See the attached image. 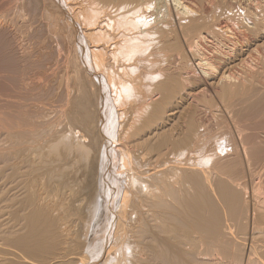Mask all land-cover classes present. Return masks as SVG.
I'll return each instance as SVG.
<instances>
[{"label":"bare ground","instance_id":"6f19581e","mask_svg":"<svg viewBox=\"0 0 264 264\" xmlns=\"http://www.w3.org/2000/svg\"><path fill=\"white\" fill-rule=\"evenodd\" d=\"M17 1L19 25L43 27L42 54L48 43L61 49V77L76 95H60L63 78L52 80L58 85L52 75L9 78L13 89L0 104V264H264V144L213 143L190 108L192 85L202 81L229 101L241 95L244 118L264 126V80L245 67L249 44L262 45L264 15H246L235 0H217L201 14L182 0H174V14L161 0L158 7L153 0ZM234 18L241 35L229 37L223 19ZM216 31L223 44L212 48ZM145 80L162 82L141 92ZM53 83L51 97L45 90ZM151 89L159 94L149 96ZM238 102L228 106L229 128L242 121ZM168 103L169 118L180 115L173 122L181 120V137L173 126L170 135L163 130Z\"/></svg>","mask_w":264,"mask_h":264},{"label":"rangeland","instance_id":"374dc122","mask_svg":"<svg viewBox=\"0 0 264 264\" xmlns=\"http://www.w3.org/2000/svg\"><path fill=\"white\" fill-rule=\"evenodd\" d=\"M15 1V2H14ZM152 1V0H151ZM158 0H156V1H152L153 2V4H155L156 5V3H158L157 2ZM162 1V2H161ZM161 1H159L160 3V6H162L164 3V5L162 6V7H164V8H166V7H170V9L172 10V14H174V11H173V9H175L174 8V0H164V2H163V0H161ZM167 1V2H166ZM181 1V0H180ZM201 1V2H200ZM182 0L181 2L182 3H184V6H187V7H189V8H191L193 11L195 10V12H193V11H191V12H193V13H199V11H200V13L199 14H201V13H203L204 12V7L205 6H207V5H209V6H212L211 4H214V6H215V4H217V3H220L221 1L223 2V3H225V4H227L228 2H227V0H225V1H223V0H221L220 2L218 1V2H216L217 0H205V1H203V0ZM238 1V2H237ZM241 1V2H240ZM244 1H245V3H244ZM247 1V2H246ZM257 1H259V2H257ZM11 2V3H10ZM14 2V3H13ZM18 1L17 0H0V16H2L4 19H5V24H7V22H8V25L6 26V25H2L3 27H4V29H7V30H4L3 29V27H0V43H2V48L0 49V104H2L3 102L1 101V100H3L4 101V99H5V97H7L8 96V94L10 93V90H12L13 88H12V86L10 85V83H11V81H13V80H11V79H16V77L17 76H19L20 78H29V76H30V78L31 79H34L35 81L38 79L39 80V82H40V80L42 79H45V75H47L48 76V78H49V80H50V78H51V75L54 77V76H56V75H58L57 76V78H53L52 77V79H51V81L53 80V79H56V81L58 80V81H60L63 77H61V74L63 75V73H67L66 71H65V67H64V69H63V67L62 66H64V65H66L65 64V62H64V59L65 58H62L61 56H60V50L58 49V51L56 50L57 48L54 46V45H52L51 43H50V45H48L47 44V46H45L46 47V49L45 48H43V50L45 49V50H47V51H45L46 52V55H45V52L43 51V54H42V44H41V42L40 41H42V37H43V33H42V31H43V27L42 26H38L39 24H37V21L36 20H33V21H31V22H29L28 24H23V23H21L20 25H19V23H18V18L20 17V14H19V9H18V3H17ZM156 2V3H155ZM203 2V3H202ZM211 2V3H210ZM227 2V3H226ZM229 2H232L231 0H229ZM233 2H234V0H233ZM232 2V3H233ZM236 2H237V4L239 5H237L236 4ZM250 4H249V3ZM252 2V3H251ZM232 3H230V4H232ZM243 3V7H242V9L240 8V6H241V4ZM247 3V4H246ZM14 4H16V5H14ZM158 4V5H159ZM162 4V5H161ZM202 4V5H201ZM224 4V5H225ZM245 4L246 5H248V6H245ZM6 5V6H5ZM155 5H153V7L155 6ZM158 5H156V7H158ZM167 5V6H166ZM170 5V6H169ZM172 5H173V7H172ZM229 5V4H228ZM227 5V6H228ZM233 6H236V8H240L241 10H243L244 9V7L246 8V9H248V7H250L251 5H253V6H251L250 8H249V11L251 10V12H248V11H246V9H244L243 11H245V14H246V12H247V14L246 15H248V13L249 14H254L255 15V13L256 14H258L259 12H261L263 15H264V0H235V2L232 4ZM250 5V6H249ZM257 5V6H256ZM260 5V6H259ZM10 6V7H9ZM11 6H12V8H11ZM213 6V7H214ZM208 7V6H207ZM212 7V8H213ZM253 7V8H252ZM254 7H255V9H254ZM258 7H260V8H258ZM3 8V9H2ZM211 8V7H210ZM10 9V10H9ZM17 9V10H16ZM201 9V10H200ZM240 9H238L239 10V13H241V16H245V14H244V12H243V14H242V12H241V10ZM256 9H258V10H256ZM261 10V11H260ZM202 11V12H201ZM4 13V14H3ZM17 13V14H16ZM261 13H259V15H261ZM7 14V16H3V15H6ZM251 14V15H252ZM16 15V16H15ZM15 16V17H14ZM0 18V19H3V18ZM16 17H17V20H16ZM261 17H262V15H261ZM29 17H27L26 19H28ZM263 19H264V16L262 17ZM36 19V18H35ZM233 19V18H232ZM235 20L234 21H231L230 19H223L225 22H226V20H227V22H226V27L222 30L224 33H225V35L228 33V36L229 37H233L235 34H237V32H238V34H240L239 32H240V29L237 27V22L235 23V21L237 20V19H239V20H241L240 18H238L237 17V19L236 18H234ZM7 20V21H6ZM11 20V21H10ZM15 20V21H14ZM239 20H237V21H239ZM13 22V23H12ZM235 24H234V23ZM10 23V24H9ZM15 23V24H14ZM30 24V25H29ZM12 25H14V29H13V26ZM27 25V26H26ZM233 27H232V26ZM6 26V27H5ZM37 26V27H36ZM9 27H10V29H9ZM39 27V29H37ZM228 27V28H227ZM231 27H232V29H231ZM17 28V29H16ZM237 28V29H236ZM12 29V30H11ZM42 29V30H41ZM36 30V31H35ZM199 30V29H198ZM227 30V31H226ZM237 30H239V31H237ZM6 31V34L4 33ZM35 31V32H34ZM226 31V32H225ZM237 31V32H236ZM38 32V33H37ZM42 34H41V33ZM215 32V31H214ZM231 32H234V33H231ZM245 33V35H244V33ZM243 32H241L242 33V38L241 39H243V40H241L240 38V42H243L244 41V39H245V41H247L248 40V37H246V35H248V34H246V31H244L243 30ZM13 33H14V35H13ZM37 33V34H36ZM219 33V32H218ZM217 33V31H216V33H214V36H215V38H214V36H213V34H212V37L209 39V41L211 42L210 43V45H211V47L212 48H218V47H220V46H222V42H221V39L222 38H216V35L218 34ZM234 34V35H233ZM16 35H18V36H16ZM241 35V34H240ZM244 35V36H243ZM264 35V34H263ZM7 36V37H6ZM13 36H15V38L13 37ZM40 36H41V38L42 39H40ZM211 36V35H210ZM240 37V36H239ZM10 38H12L11 40H13V41H11V40H9ZM17 38V39H16ZM18 40V41H16V40ZM3 40V41H2ZM23 40V41H22ZM261 40H263V41H261ZM9 41H10V43H9ZM15 42V43H14ZM213 42V43H212ZM226 42V44H230L229 42H227V41H225ZM225 42H224V44H225ZM261 42V43H260ZM9 43V44H8ZM17 43V44H16ZM21 43V44H20ZM246 43L248 44V41L247 42H245V46H247L246 45ZM259 44L258 45H260V44H262V45H260L259 47L258 46H253V45H251L252 43H250L249 45H250V47L249 48H247L248 49V51H250L249 52V56H250V58H249V56H247L246 57V63H245V67H246V70L248 71V72H252L251 74H254V75H256L255 76V79H256V81L258 82L260 79V81L259 82H261V84H262V80H264V58H263V56H264V37L263 38H261L260 39V41L258 42ZM10 44H11V46H10ZM15 45V46H13V45ZM242 44V43H241ZM1 45V44H0ZM3 45H5L6 46V48H9V49H6V50H8L7 52L9 53L10 52V54L8 55V53H6V56H5V52L6 51H3L4 50V48H5V46H3ZM10 47H9V46ZM243 45V44H242ZM21 46V47H20ZM38 46V47H37ZM55 48H54V47ZM244 46V45H243ZM16 47V48H15ZM39 47H41V48H39ZM52 47V48H51ZM252 47V48H251ZM258 47V48H257ZM15 50H14V49ZM30 48V49H29ZM39 48V49H38ZM256 48H257V50H258V52H257V50H256ZM261 48V49H260ZM11 49H13L16 53H18L17 55L15 54L14 55V53L15 52H13V51H11ZM20 49H21V51H20ZM4 52H2V51ZM256 50V51H255ZM31 52V53H29V52ZM38 51V52H37ZM39 51H41V52H39ZM63 51V50H62ZM262 52V53H261ZM2 53L4 54V55H2ZM24 53V54H23ZM64 53V51L63 52H61V54H63ZM11 54H13L14 56H17V58L19 59H15L16 57H14V56H12ZM23 54V55H22ZM39 54L41 55V57H39ZM263 54V55H262ZM37 55V56H36ZM46 57H45V56ZM53 56V58H52V56ZM261 55V56H260ZM8 56H9V58H13V59H15V61L16 62H18V63H16V66H14L15 64V61L13 62V64L14 65H11L12 66V68H13V66H14V68L13 69H15V67H17L16 68V70H18V72L17 73H19L20 72V70H21V72H20V74H18V75H16V72H14L15 70H13L12 68H11V66H10V63H12V60H8L9 58H8ZM19 56H21V57H19ZM26 56V57H25ZM34 56V57H33ZM42 56H44L45 58H46V61H44L45 60V58L43 59V57ZM49 56V57H48ZM47 57H48V59H47ZM63 57H65V55L63 56ZM38 58H42V60H40V59H38ZM49 58H50V60H49ZM263 58V59H262ZM21 59V60H20ZM56 59V60H55ZM37 60V61H36ZM38 60H39V62H38ZM49 60V61H48ZM53 60V61H52ZM262 60V61H261ZM42 61H43V64H44V62H45V65H43L42 66V64H40L39 66H41V67H38V64L39 63H42ZM47 61H48V63H47ZM258 61H259V63H258ZM6 63V64H3V63ZM34 62H35V65H34ZM261 62V63H260ZM25 63V64H24ZM4 66H3V65ZM51 64V65H50ZM53 64V65H52ZM56 64H57V66H56ZM63 64V65H62ZM133 64H135L136 65V63H132V65ZM155 64H156V62H155ZM260 64V65H259ZM262 64V65H261ZM21 65V66H20ZM29 65H31V66H29ZM47 65V66H46ZM139 64H137V66H138ZM250 65V66H249ZM10 66V68H7V67H9ZM25 66V67H24ZM34 66H36V67H34ZM50 66V68L48 69V67ZM147 66V67H146ZM144 65L143 64V67H142V65H139V68H141L140 69V71L138 72V73H140V74H138V73H136L137 74V76L135 77L134 76V80L133 81H135V79H136V81H137V78H139L140 76L139 75H141V73L143 74V75H146L147 74V69H148V66H149V64L147 63V65ZM156 66V65H155ZM263 66V67H262ZM62 67V68H61ZM145 67V71H144V69L142 70V68H144ZM258 67V68H257ZM261 67H262V69H261ZM39 68H41V69H39ZM51 68H55L54 70L53 69H51ZM138 68V69H139ZM253 68V70H251ZM254 68H256V69H254ZM60 69H63V70H61L60 71ZM141 70H142V72H141ZM259 72H258V71ZM261 70V71H260ZM23 71V72H22ZM48 71V72H47ZM52 71V72H51ZM144 71V72H143ZM254 71V72H253ZM263 71V72H262ZM32 72V73H31ZM43 72V73H42ZM59 72H61V73H59ZM149 72V71H148ZM260 72H261V74H260ZM28 73H29V75H28ZM38 73V74H37ZM47 73V74H46ZM55 73V74H54ZM146 73V74H145ZM5 74H6V76H5ZM9 74V75H8ZM34 76V77H32V75ZM41 74H45L44 76L43 75H41ZM60 74V75H59ZM259 74V75H258ZM7 75H8V77H7ZM10 75H12V76H10ZM24 75H26V76H24ZM37 75H38V77H37ZM41 75V76H40ZM21 76H23V77H21ZM43 76V77H42ZM139 76V77H138ZM261 76V77H260ZM7 77V78H6ZM11 77V79H9ZM13 77V78H12ZM18 77V78H19ZM59 77H61V78H59ZM41 78V79H40ZM59 78V79H58ZM263 78V79H262ZM65 78H63L61 81H62V86H63V88H60V89H62V91H60L59 89V94L61 93L62 94V92H64L65 91V89L67 90L66 92H64V93H66V95H68L69 94V90H70V94L72 93V94H75V92L73 91V89H69V87H72L73 88V85H70V84H72L73 82H71V79H68V81H67V79H65ZM11 80V81H10ZM38 80H37V82H38ZM55 80L54 81H52V82H54V83H56V84H60V82H56ZM64 81H65V83H64ZM135 81V82H136ZM146 81V80H145ZM149 80H147L146 82H148ZM52 82H51V84H52ZM70 82V83H69ZM159 82V81H158ZM158 82H155V83H143V85H144V88H143V86H141L142 87V91L141 92H145V91H147V89L148 90H150L149 89V86H152L151 84H153V86L156 84V83H158ZM162 82V81H161ZM161 82H159V83H161ZM199 82V87H202L200 90H203V91H200L199 90V88H198V83ZM257 82H256V84H257ZM54 83H53V85H51V84H49L50 86H55V87H53L54 88V92L53 91H51V89L50 88H52V87H50V88H47L45 91L47 92V90L49 89V93H47V95H49L51 92V94L49 95V96H51L52 97V95H53V93H54V95H55V93H57V88H56V84L54 85ZM67 83H69L68 85H67ZM202 81H195L194 82V86L192 85V87L195 89V91L196 92H198V94L194 91V95H196L195 97H197V95H198V97H197V99L193 96V101H192V103H190V104H192L191 106H190V108H195V109H193L194 110V112H193V110H192V112L193 113H195V116L197 117H195V119L197 120V122H198V127H199V130H202L201 131V134H204V136H203V138H208L209 140L211 139L212 140V142L213 143H220V141H221V143H226L225 141H227V144L226 145H229V144H233V143H238V144H244L245 145V143H246V146L248 147L249 145H251L252 144V146H254V144H256V145H262V144H264V141L262 140L261 141V138L262 139H264L263 137V135L262 134H264V132L262 131V130H264V126H259V125H263V124H261V123H259L258 122V120L259 121H261V119L260 118H258V119H256V120H251V122H250V117H248L247 115H246V117H248V119L246 118H244L245 116H243V113L242 112H244V110L245 111H247L246 109H244L243 108V111L241 112V110H242V104H239L241 101H240V99H238V98H240V96H237V97H234V99L232 100V101H229V98H227V96H225V95H222L221 93L220 94H218L219 92H217L216 94L214 93L215 92V90H217V89H215V90H213L214 92H212V91H209V90H211V89H209L208 90V88H206V86H204V85H202ZM264 83V82H263ZM12 84V83H11ZM66 84V86H64ZM163 84H164V82H163ZM204 84V83H203ZM261 84H260V86H261ZM57 85V86H58ZM70 85V86H69ZM157 85H159V84H156L155 86H157ZM257 85H259V83L257 84ZM263 85L264 84H262V86H261V88H259L258 86V89H262V90H260V92L262 91V93H264V91H263ZM67 86H69V87H67ZM136 86V85H135ZM138 86V85H137ZM140 86V85H139ZM147 86H148V88H147ZM154 86V87H155ZM67 87V88H66ZM191 87V88H192ZM197 87V88H196ZM52 88V89H53ZM56 88V89H55ZM145 88H147V89H145ZM156 88V87H155ZM154 88V89H155ZM145 89V90H144ZM152 89H153V87H152ZM152 89H151V91H150V94L151 95H149L148 93H149V91L146 93V96H152V95H154L156 92H153V93H151L152 92ZM204 89H205V91H204ZM206 89L208 90V91H206ZM72 90V91H71ZM219 90V89H218ZM217 90V91H218ZM155 91H157V90H155ZM3 92H5V93H3ZM7 92H9L8 94H7ZM212 92V93H211ZM246 93H244L243 95H244V99L246 98V99H249L250 98V93H248L247 94V91H245ZM157 93L159 94V92L157 91ZM156 93V94H157ZM7 94V95H6ZM60 94V95H61ZM70 94L68 95L70 98H73L75 95H73L72 96V94H71V96H70ZM148 94V95H147ZM245 94L247 95V96H245ZM261 94V93H260ZM260 94H258V96L260 95ZM6 95V96H5ZM42 95V94H41ZM249 95V96H248ZM262 95V94H261ZM3 96V97H2ZM258 96H257V98H258ZM54 97V96H53ZM243 97V96H242ZM247 97H249V98H247ZM47 98V101H46V103L48 102V100H50L47 104L48 105H46L47 106V108L49 107L50 108V102H51V98L50 97H46ZM50 98V99H49ZM141 98H142V96H141ZM237 98V99H236ZM259 99V98H258ZM194 100H196L195 102H194ZM234 100H235V102L237 103L238 101H240V102H238V104L236 105V106H238V107H241V108H238V107H235V109L237 108V109H241L240 110V113H239V111H237V113L240 115H242V116H240V117H243L242 118V121L240 120V124H237L236 126H237V128L235 129V128H229V120H228V118H226V117H228V110H229V108H228V106H230L231 104H233L234 103ZM238 100V101H237ZM241 100H243V99H241ZM198 101V102H197ZM130 102V101H129ZM129 102H127L128 104L127 105H129ZM195 103V105H193ZM242 103V102H241ZM50 105V106H49ZM223 105V106H222ZM1 106V105H0ZM166 106V105H165ZM128 108V107H127ZM168 108V109H167ZM167 108H166V115L168 116L169 115V112L168 111H170L169 109H171V103L169 104L168 103V106H167ZM198 109V110H197ZM223 109H224V111H223ZM236 109V110H237ZM235 110V111H236ZM128 111H130V108L128 109ZM190 111H191V109H190ZM222 111V112H221ZM184 112V111H183ZM191 112V113H192ZM197 113V114H196ZM221 113V114H220ZM201 114V116H199ZM223 114V115H222ZM225 114V115H224ZM237 114V116L239 117V115ZM245 114H248V112H244V115ZM0 117H2L1 116V114H0ZM178 117V116H177ZM221 117V118H220ZM239 117V118H240ZM172 118V119H171ZM174 119H177V118H174V117H170L169 118V116H168V118H167V120H166V124H165V126H164V128H163V130H167L166 132L169 134V132L171 133V132H174L173 130H170L172 127L171 126H173L174 127V129H175V125H177L178 126V123H179V126L181 127V120L178 122V123H174L173 122V120ZM180 119V115H179V118L177 119V120H174V121H178ZM226 119V120H225ZM241 119V118H240ZM244 119V120H243ZM170 120H172V121H170ZM200 121V123H199V121ZM201 120H203V121H201ZM228 120V121H227ZM246 120V121H245ZM168 121V122H167ZM254 121H256V122H254ZM170 122V123H169ZM171 122L172 123H174V125H171ZM228 122V123H227ZM242 122V123H241ZM0 123H1V118H0ZM168 123H169V125H168ZM254 123H255V125H254ZM258 123H259V125H258ZM200 125V126H199ZM176 126V131L177 132H174V134L175 135H177L179 132H181L182 133V131H181V128L180 129H178V127ZM239 126H244L243 127V129H246L245 131H243ZM258 126L259 127H262V129L260 130V128L258 129ZM1 127V126H0ZM209 127V128H208ZM231 127V126H230ZM253 127H255L258 131H256ZM154 128V127H153ZM203 128V129H202ZM173 129V128H172ZM170 130V131H169ZM179 131V132H178ZM234 131V132H233ZM241 132V133H239V132ZM260 131V132H259ZM203 132V133H202ZM211 132V133H210ZM237 132V133H236ZM256 132V133H255ZM261 132H263V133H261ZM129 133H131V132H129ZM238 133L239 134H241V135H238ZM257 133H261V135L260 134H258V135H260L261 137H258V139L259 140H257V137H256V139H255V137L254 136H258L257 135ZM3 131L1 130V128H0V142L1 143H3ZM173 134V135H174ZM242 134H243V136H242ZM254 136H253V135ZM1 135H2V137H1ZM170 135V134H169ZM172 134H171V136H173ZM178 135H180V136H178ZM177 135V137H181V135L182 134H178ZM208 137H207V136ZM127 136V135H126ZM213 136V137H212ZM232 136V137H231ZM240 136V137H239ZM242 136V137H241ZM176 137V136H175ZM239 138V139H237V138ZM250 137V139L248 140V138ZM251 137H252V140H251ZM127 138V137H126ZM132 138V139H131ZM134 138L135 137H133V135H131L130 134V140H129V142L130 143H132V141H133V143H134ZM212 138H214V139H212ZM231 138V139H230ZM234 138V139H233ZM127 139H125L126 141H127ZM244 139V140H243ZM257 141H255V140ZM136 140V139H135ZM210 140V141H211ZM224 140V141H223ZM259 141V142H258ZM128 142V141H127ZM240 142V143H239ZM249 142H251V144H248ZM132 143V144H133ZM254 143V144H253ZM259 143V144H258ZM251 146V147H252ZM231 147V146H230ZM250 147V146H249ZM248 147V148H249ZM250 147V148H251ZM154 153V154H153ZM151 156V158H154V159H158V155H157V153L156 152H152L151 154H150ZM155 155H156V157H155ZM245 156V157H244ZM248 156V154L246 155V153L245 154H243V158H245V162L248 160L247 157ZM247 159V160H246ZM221 205L222 204H219V206H220V208H222L221 207Z\"/></svg>","mask_w":264,"mask_h":264}]
</instances>
